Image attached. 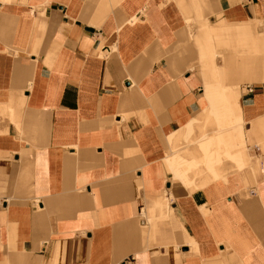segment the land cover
Segmentation results:
<instances>
[{
  "label": "crops",
  "instance_id": "1",
  "mask_svg": "<svg viewBox=\"0 0 264 264\" xmlns=\"http://www.w3.org/2000/svg\"><path fill=\"white\" fill-rule=\"evenodd\" d=\"M0 264H264V0H0Z\"/></svg>",
  "mask_w": 264,
  "mask_h": 264
},
{
  "label": "rangeland",
  "instance_id": "2",
  "mask_svg": "<svg viewBox=\"0 0 264 264\" xmlns=\"http://www.w3.org/2000/svg\"><path fill=\"white\" fill-rule=\"evenodd\" d=\"M200 147L202 148L203 145L200 144ZM216 162H218V160H216ZM207 163H208V162H207ZM191 167H192L191 165H188V166H187V169H190ZM183 168H184V167H183Z\"/></svg>",
  "mask_w": 264,
  "mask_h": 264
},
{
  "label": "built area",
  "instance_id": "3",
  "mask_svg": "<svg viewBox=\"0 0 264 264\" xmlns=\"http://www.w3.org/2000/svg\"><path fill=\"white\" fill-rule=\"evenodd\" d=\"M248 91H251V89H250V88H248Z\"/></svg>",
  "mask_w": 264,
  "mask_h": 264
}]
</instances>
